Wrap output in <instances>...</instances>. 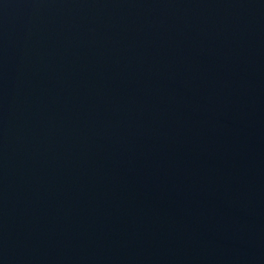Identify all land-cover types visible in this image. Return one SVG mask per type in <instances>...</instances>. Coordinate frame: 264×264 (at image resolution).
<instances>
[{
	"label": "water",
	"instance_id": "95a60500",
	"mask_svg": "<svg viewBox=\"0 0 264 264\" xmlns=\"http://www.w3.org/2000/svg\"><path fill=\"white\" fill-rule=\"evenodd\" d=\"M0 264H264V0H0Z\"/></svg>",
	"mask_w": 264,
	"mask_h": 264
}]
</instances>
